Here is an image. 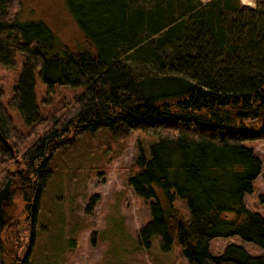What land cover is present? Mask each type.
I'll return each mask as SVG.
<instances>
[{
	"label": "trees",
	"instance_id": "obj_1",
	"mask_svg": "<svg viewBox=\"0 0 264 264\" xmlns=\"http://www.w3.org/2000/svg\"><path fill=\"white\" fill-rule=\"evenodd\" d=\"M85 46L57 42L44 22L20 23L22 0H0V66L23 64L8 103L0 88V264H31L9 240L15 198L36 226L51 160L74 136L107 128L155 137L128 185L149 202L146 249L176 245L187 264H264L231 243L264 251V216L250 210L263 164L248 140L264 139V0H68ZM52 95L80 88L53 117L42 113L37 80ZM18 112L27 133L14 123ZM23 168L11 169V163ZM186 201L189 217L176 207ZM20 228V227H19ZM34 240V235L32 236Z\"/></svg>",
	"mask_w": 264,
	"mask_h": 264
},
{
	"label": "rangeland",
	"instance_id": "obj_2",
	"mask_svg": "<svg viewBox=\"0 0 264 264\" xmlns=\"http://www.w3.org/2000/svg\"><path fill=\"white\" fill-rule=\"evenodd\" d=\"M18 20L44 22L58 43L74 49L85 46L68 0H22ZM22 64V55H18L14 67L0 66V88L5 92L6 104ZM36 93L42 113L53 117L71 106L81 89L58 86L49 96L38 79ZM9 111L17 128L27 133L18 112L11 108ZM71 139L52 156V176L41 200L36 226L24 212L22 199L15 198L18 228L9 240L19 255L23 257L31 248V264H187L176 245L163 253L155 242L150 249L140 243V231L151 220L150 207L129 187L128 179L136 171L140 151L148 153L155 137L142 130L113 134L101 128ZM244 145L253 147L263 164L253 193L245 197V202L250 210L264 216V139L248 140ZM17 166L24 167L22 160L11 163V169ZM175 205L189 217L185 200L177 198ZM231 243L242 245L251 254L264 253L239 237L216 238L211 250L219 254Z\"/></svg>",
	"mask_w": 264,
	"mask_h": 264
},
{
	"label": "crops",
	"instance_id": "obj_3",
	"mask_svg": "<svg viewBox=\"0 0 264 264\" xmlns=\"http://www.w3.org/2000/svg\"><path fill=\"white\" fill-rule=\"evenodd\" d=\"M204 2H207L209 0H203ZM243 4L254 7L256 5V0H245L243 1Z\"/></svg>",
	"mask_w": 264,
	"mask_h": 264
}]
</instances>
